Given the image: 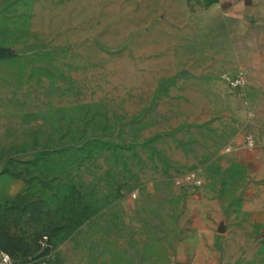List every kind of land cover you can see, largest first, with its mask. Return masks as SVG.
<instances>
[{"label": "rangeland", "instance_id": "374dc122", "mask_svg": "<svg viewBox=\"0 0 264 264\" xmlns=\"http://www.w3.org/2000/svg\"><path fill=\"white\" fill-rule=\"evenodd\" d=\"M228 22L219 0H0L16 264H264V224L241 222L264 170L243 163L253 124L226 78L246 45Z\"/></svg>", "mask_w": 264, "mask_h": 264}, {"label": "crops", "instance_id": "0c3cea01", "mask_svg": "<svg viewBox=\"0 0 264 264\" xmlns=\"http://www.w3.org/2000/svg\"><path fill=\"white\" fill-rule=\"evenodd\" d=\"M228 16V32L231 37L241 38L244 62L241 70L246 72V85L243 87V103L247 107L249 118L245 124H253L254 147L247 149L243 145V163L255 172L264 170V0H219ZM251 149V150H250ZM254 196L244 201L241 207L244 218L241 220L252 224L255 231H262L264 210V182L254 183ZM252 222V223H251ZM241 225V232H243ZM247 232V231H246ZM208 254L210 256H208ZM204 252L194 257L195 264H213ZM246 254H241V263ZM208 258V259H207ZM211 262V263H210ZM246 264V263H245Z\"/></svg>", "mask_w": 264, "mask_h": 264}, {"label": "built area", "instance_id": "2783aa9c", "mask_svg": "<svg viewBox=\"0 0 264 264\" xmlns=\"http://www.w3.org/2000/svg\"><path fill=\"white\" fill-rule=\"evenodd\" d=\"M246 72L244 70L238 71L233 76L227 77L226 80L234 88H243L246 85ZM253 145L252 140H249L248 147L251 148ZM191 179V177H188ZM199 182H196L197 184ZM42 249H49L51 245L47 239L40 241ZM0 264H16L15 260L6 252L0 250Z\"/></svg>", "mask_w": 264, "mask_h": 264}, {"label": "trees", "instance_id": "16d2710c", "mask_svg": "<svg viewBox=\"0 0 264 264\" xmlns=\"http://www.w3.org/2000/svg\"><path fill=\"white\" fill-rule=\"evenodd\" d=\"M48 242L50 244V241H48ZM11 243L13 244L12 241H7V240L3 239L2 236L0 235V250L8 253L12 257V255H11V251L12 250L9 249L11 247L10 245H12ZM39 247L42 248L41 245H40V243H39ZM46 250H49V249H46ZM9 251H10V253H9ZM13 259L16 260L15 258H13Z\"/></svg>", "mask_w": 264, "mask_h": 264}]
</instances>
